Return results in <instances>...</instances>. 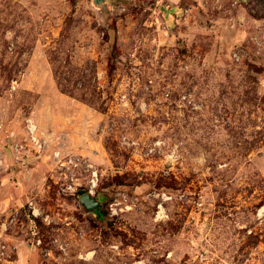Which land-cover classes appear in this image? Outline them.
Segmentation results:
<instances>
[{
	"label": "rangeland",
	"instance_id": "1",
	"mask_svg": "<svg viewBox=\"0 0 264 264\" xmlns=\"http://www.w3.org/2000/svg\"><path fill=\"white\" fill-rule=\"evenodd\" d=\"M0 157V264H264V0H0Z\"/></svg>",
	"mask_w": 264,
	"mask_h": 264
},
{
	"label": "built area",
	"instance_id": "2",
	"mask_svg": "<svg viewBox=\"0 0 264 264\" xmlns=\"http://www.w3.org/2000/svg\"><path fill=\"white\" fill-rule=\"evenodd\" d=\"M235 55V54H234ZM235 57V56H234ZM27 126V137L26 141L28 142L27 145H30L31 149L35 151V153H40L43 150H45L46 143L41 140L40 138H37V136L34 134L35 126H33V123L31 121H26ZM23 147V146H22ZM21 147V148H22ZM14 150H18L17 145L13 147ZM52 159L54 162H56V169L60 170V173L64 175L67 178V185H66V191L77 194L79 193L78 188H82V184H77L76 181H79V179L76 177V174L82 172H87V179L86 183L84 184V191L83 193L89 194L90 197L96 198V191L99 185V174L96 168H94L92 165L88 164L86 160L83 158L62 154L61 152L55 151L52 153ZM3 161L0 157V169L2 168ZM1 173V172H0ZM1 176V175H0ZM76 180V181H75ZM154 196V195H153ZM78 200L81 196H77ZM156 198L161 199L163 202L164 199L167 200L168 198L162 194V195H156ZM27 211H28V221L30 223L31 228L35 229L36 227V220H41L44 224H48V216H42L39 208L35 206L31 202H27ZM156 213L154 217L155 222H161L163 221V215H164V208L163 204L160 203L156 207ZM119 211V212H118ZM122 209H117L115 204H109V217L116 218L119 216V213L122 212ZM8 227L7 222L0 224V231H6ZM33 235L35 236V232H33ZM39 243V241H37ZM1 246L0 248H2Z\"/></svg>",
	"mask_w": 264,
	"mask_h": 264
},
{
	"label": "water",
	"instance_id": "3",
	"mask_svg": "<svg viewBox=\"0 0 264 264\" xmlns=\"http://www.w3.org/2000/svg\"><path fill=\"white\" fill-rule=\"evenodd\" d=\"M79 203L87 210L95 211L100 207V201L97 198H92L89 194H83L79 198Z\"/></svg>",
	"mask_w": 264,
	"mask_h": 264
},
{
	"label": "bare ground",
	"instance_id": "4",
	"mask_svg": "<svg viewBox=\"0 0 264 264\" xmlns=\"http://www.w3.org/2000/svg\"><path fill=\"white\" fill-rule=\"evenodd\" d=\"M34 124V123H33ZM262 213H264V206L262 208H260L259 214L261 215ZM93 253H89L87 254V258L90 259V257H92Z\"/></svg>",
	"mask_w": 264,
	"mask_h": 264
},
{
	"label": "flooded vegetation",
	"instance_id": "5",
	"mask_svg": "<svg viewBox=\"0 0 264 264\" xmlns=\"http://www.w3.org/2000/svg\"><path fill=\"white\" fill-rule=\"evenodd\" d=\"M97 210H99V209H97Z\"/></svg>",
	"mask_w": 264,
	"mask_h": 264
}]
</instances>
